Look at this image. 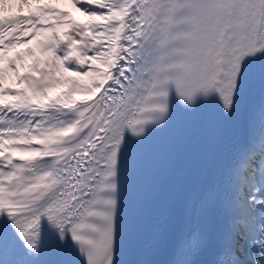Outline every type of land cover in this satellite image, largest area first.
Instances as JSON below:
<instances>
[{
  "label": "snow or ice",
  "instance_id": "obj_1",
  "mask_svg": "<svg viewBox=\"0 0 264 264\" xmlns=\"http://www.w3.org/2000/svg\"><path fill=\"white\" fill-rule=\"evenodd\" d=\"M0 264H264V0H0Z\"/></svg>",
  "mask_w": 264,
  "mask_h": 264
},
{
  "label": "bare ground",
  "instance_id": "obj_2",
  "mask_svg": "<svg viewBox=\"0 0 264 264\" xmlns=\"http://www.w3.org/2000/svg\"><path fill=\"white\" fill-rule=\"evenodd\" d=\"M60 4H66V3H60ZM13 7H15V5H13ZM76 18L78 20H84L85 19V17L81 16L80 13H78V12H77Z\"/></svg>",
  "mask_w": 264,
  "mask_h": 264
}]
</instances>
